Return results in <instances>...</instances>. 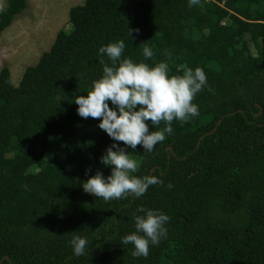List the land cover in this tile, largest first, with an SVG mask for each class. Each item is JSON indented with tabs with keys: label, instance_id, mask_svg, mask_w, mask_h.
Segmentation results:
<instances>
[{
	"label": "trees",
	"instance_id": "16d2710c",
	"mask_svg": "<svg viewBox=\"0 0 264 264\" xmlns=\"http://www.w3.org/2000/svg\"><path fill=\"white\" fill-rule=\"evenodd\" d=\"M4 1L0 37L27 8ZM188 4L85 0L17 86L0 70V264H264V0ZM117 40L122 58L165 61L169 75L200 67L207 77L192 101L199 114L174 120L151 152L114 141L74 103L103 75L101 60L111 66L98 50ZM113 143L137 160L134 175L163 183L138 198L86 193L98 170L111 175L101 157ZM140 207L170 217L146 258L122 242ZM74 235L87 237L85 255L74 254Z\"/></svg>",
	"mask_w": 264,
	"mask_h": 264
},
{
	"label": "clouds",
	"instance_id": "9594fccd",
	"mask_svg": "<svg viewBox=\"0 0 264 264\" xmlns=\"http://www.w3.org/2000/svg\"><path fill=\"white\" fill-rule=\"evenodd\" d=\"M200 0H189V7L198 5ZM138 31V30H136ZM130 32V30H129ZM125 42L117 40L102 46L100 55H107L111 66L103 64V75L93 82L87 95H78L74 103L78 105V115L82 118L99 119L98 127L114 141L135 149L142 145L151 152L157 143L165 140L166 134L173 132L172 122H187L199 114V108L192 103L197 93L207 85V77L200 67L186 68L182 75H169V65L165 61L149 66L122 58ZM170 55V54H169ZM145 59H151L154 51L146 44L143 47ZM211 91V89H209ZM109 102L115 109L109 107ZM165 127L150 131L149 124ZM105 166H112L107 178L97 171L82 184L83 190L105 201L143 196L149 186L162 184L155 175L138 177L139 164L124 147L113 143L101 157ZM172 187L171 184L168 185ZM135 215L136 231L123 237L124 244L134 246L133 257H147L149 246L157 245L167 235L165 228L170 217L154 209L140 207ZM142 233V234H141ZM89 241L87 237L74 235L71 239L76 256L85 255Z\"/></svg>",
	"mask_w": 264,
	"mask_h": 264
},
{
	"label": "rangeland",
	"instance_id": "374dc122",
	"mask_svg": "<svg viewBox=\"0 0 264 264\" xmlns=\"http://www.w3.org/2000/svg\"><path fill=\"white\" fill-rule=\"evenodd\" d=\"M26 1L27 8L0 37V70L8 68L13 86L18 85L27 67L36 65L41 55L49 51L57 33L69 30V9L85 0ZM4 7L5 1L0 0V10Z\"/></svg>",
	"mask_w": 264,
	"mask_h": 264
},
{
	"label": "water",
	"instance_id": "95a60500",
	"mask_svg": "<svg viewBox=\"0 0 264 264\" xmlns=\"http://www.w3.org/2000/svg\"><path fill=\"white\" fill-rule=\"evenodd\" d=\"M220 123H221V120H219V121L216 123V126H215V128L212 130V132H214V131L217 129V127L219 126ZM167 150H169V148H167ZM168 158H169V156H168ZM4 259H7V257H4Z\"/></svg>",
	"mask_w": 264,
	"mask_h": 264
}]
</instances>
